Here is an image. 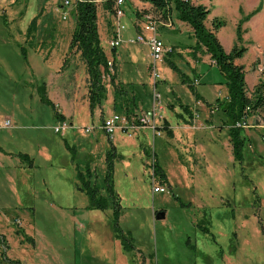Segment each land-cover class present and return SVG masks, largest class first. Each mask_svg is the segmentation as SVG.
Here are the masks:
<instances>
[{
    "label": "rangeland",
    "instance_id": "rangeland-1",
    "mask_svg": "<svg viewBox=\"0 0 264 264\" xmlns=\"http://www.w3.org/2000/svg\"><path fill=\"white\" fill-rule=\"evenodd\" d=\"M12 1L0 0V4H3L0 5V12L8 18H14L13 28L9 29L4 24L0 26V40L6 36L8 38V33H11L13 42L17 39L22 45L29 47V42H25V37L29 38L27 27L32 18L38 15L35 41L43 40L41 49L48 47L56 50L54 53L50 50L48 54L49 75L38 77L34 73L31 74L30 69L24 68L27 63L19 47L4 42L7 47L0 49V56L4 55L0 57V124L3 125L7 119L12 122L10 128L0 127V146L7 151L28 152L34 160V165L29 167L27 162L25 165L18 163V157L12 158L0 153V216L10 219L9 223L15 228L17 235L22 236L27 230L37 240V249L32 254L27 253L25 260H22L27 264H97L93 257L95 252L98 256L105 255L101 243H108L111 249L117 244L119 249L123 247L117 242L113 222L106 217L112 216L111 210H91L86 207L89 203L88 196L76 186L75 166L63 140L67 138L71 144L77 145L79 152L81 149L80 166L91 158L92 166L99 170L101 176L104 175L105 147H108L110 141L103 129L99 133L95 130L87 132L86 126L96 124L93 120L102 124L112 114L126 117L130 124L134 116L151 112L154 106L152 94L155 79L152 68L147 65L148 62L152 64L153 58L146 44L129 43L135 36L133 24L138 25L143 15L149 11V14L158 20L159 35L165 41L173 37L170 33L177 32L172 27L173 24H170V21L174 22L175 12L172 13V19L165 22L147 2L125 0L122 5L125 15L121 22L126 29L122 32L121 46L115 47L116 51L121 52V59L116 62L115 71L117 80L126 86V81L134 80L133 85L129 87L130 99L124 101L122 97L118 98L107 78L105 81L109 90V101L107 102V99L103 106L99 107L97 118L94 119L92 115L93 118L88 119L86 109L81 107L88 100V74L84 71L80 51L76 47L70 48L72 27L76 25L74 13L77 0H69L70 4H66L67 0H15L11 3ZM104 1L96 0L98 26L102 45L109 59L113 61L114 51L110 41L114 38L118 18L115 11L110 12L105 8ZM195 2L211 8L207 21L209 26L212 27L215 18H225L227 32L236 31L233 22L235 13L232 8L229 13L222 8L220 11L225 13V17L222 14L217 17V0ZM260 4L262 8L256 14L261 17V25L255 33V28L252 29V36L264 41V0H233L232 3L237 10L246 7L247 11L248 7H251L252 11ZM4 6H7L6 10L3 9ZM8 10L12 13L6 14ZM61 27L64 29L61 30ZM62 31L63 34L58 33ZM167 44L172 50L162 62H157L160 76L157 77L156 87L161 94L158 131L161 134L155 135L151 128L143 125L129 129L126 127L128 123L123 122L120 125L126 126L118 130L112 140L116 142L119 139L118 151L128 155L129 160L133 162V166L129 168L125 161L120 160L115 169V188L122 198L124 216L121 225L125 230H131V236L134 237L132 243L143 249V254L152 260L151 264H264L262 133L256 130L253 132L255 135H250V139L248 130H244L243 134L247 138L244 148L245 160L243 163L235 161L233 153L230 152L228 132L221 133L217 126L210 127L207 131L201 129L208 121L204 120L201 105H197L200 103L187 84L180 82L179 73L167 63V60L173 59L181 70L189 73L197 86L199 78L191 77L192 50L195 51L199 62L205 58L206 51L191 46L194 39L189 34L184 35L180 42L185 54L178 52L179 45ZM132 51L136 52L138 58L135 62L128 58ZM251 53L245 57V64L252 60ZM252 63L254 69H260L262 72L264 58L254 59ZM198 69L204 77L198 90L211 100L213 87L207 85L208 80L224 77L217 68L211 67L210 63L201 62ZM43 82L47 85L49 98L59 112L66 116L67 122H73L63 135L54 130L58 121L52 108L40 101L38 87ZM171 85L172 90L169 91ZM134 94L133 101L131 96ZM59 97L65 102L62 103ZM182 103L193 107L191 109L194 117L190 118V115L185 113L184 118H179L169 113L176 129L172 138L165 128L164 112L171 107L181 110ZM75 105L79 107H76L71 119L68 112ZM185 118L191 120L192 124ZM218 118L217 115L216 119ZM190 125L197 129L195 135L188 131L191 129ZM145 131L147 134L144 136ZM95 135L98 137L95 138ZM120 135H123L122 139ZM213 138L217 143L212 141ZM140 144L155 153L166 170L172 183H165L156 175V183L163 182L167 188L165 192L152 190L153 157L146 154L143 158V155L136 153L142 152V145L138 147ZM133 151L135 152L132 153ZM14 161L16 163L11 165ZM174 194L179 195L180 199ZM156 211L158 212L155 213ZM162 215L164 217H161ZM99 216L103 218H95ZM73 217L77 220H72ZM79 221L97 228L95 238L89 239L88 233L85 236L74 235V224L77 226ZM199 223L208 226L210 231L202 230ZM9 238L12 243L15 237L10 235ZM50 245L56 246L58 252L55 253ZM239 245L241 251L235 252L234 249H238ZM44 246L47 259L42 262L41 258L45 255L41 258L40 256ZM10 251L9 254L17 255L18 249L11 248ZM126 254L130 258L135 257L133 252ZM136 255L135 258H138V254ZM130 262L138 264V259H130Z\"/></svg>",
    "mask_w": 264,
    "mask_h": 264
},
{
    "label": "trees",
    "instance_id": "trees-1",
    "mask_svg": "<svg viewBox=\"0 0 264 264\" xmlns=\"http://www.w3.org/2000/svg\"><path fill=\"white\" fill-rule=\"evenodd\" d=\"M116 0H105V8L113 12ZM151 4V7L158 12L159 18L163 21H170L172 13L176 12V17L180 21L189 24L196 38V45L194 47L204 48L210 55L211 59L215 62L219 71L225 78V85L227 93L223 98H217L214 103H208L212 111H218L224 117L223 126H226L229 131L230 140L233 146V154L236 161L242 163L244 161V148L247 142L246 136L243 132L245 128L237 126L236 123L243 121L245 116L250 113H256L264 108V69L261 72L259 82L255 85L252 94H248L246 86V69L244 65L236 63V59L241 58L248 51V47L243 45V24L250 20L252 16L258 13L262 4L256 7L248 14H243L237 26V39L235 46L230 52H227L218 37V30L226 24L225 19L215 18L212 27L207 25V20L211 9L202 3H196L195 0H142ZM98 6L96 0H77L75 6L76 25L72 34L70 48L76 47L82 56L88 74V99L91 112L95 108L103 106L104 102L108 99V88L105 79L109 78V83L114 87L116 95L123 98L124 101L128 100L126 96L127 90L120 82H117L116 74V48L114 51V60L112 68L109 64V57L105 51L99 32L98 26ZM150 12L147 11L146 14ZM154 18V17H153ZM37 16L32 19L27 30L30 38L36 32ZM156 19V18H154ZM157 20V19H156ZM14 43L19 47L23 59L28 61V52L24 45L14 40ZM168 65L178 72L182 78L183 84H187L192 91L197 101L202 100V95L198 92L190 76L186 75L181 68L173 61L167 60ZM39 97L41 102L49 105L54 109V117L57 121H65V116L59 112L54 102L47 94V85L45 82L38 87ZM250 111H246L247 108ZM129 111V107H127ZM183 111L193 118L192 109L188 105H182ZM133 112V111H132ZM184 116V115H183ZM189 124H192L191 120ZM165 128L169 135H173V130L167 120L164 121ZM110 147L106 153V171L102 179L95 173L96 168L92 166V160L87 159L84 166L77 165V188L86 193L89 203L86 206L91 210H111L113 228L116 235L119 236L126 247L132 245L131 235L128 236L123 232L120 226V216H122V204L119 193L115 188V164L123 158V155L117 151L116 145L110 140ZM65 145L70 151L72 160L75 162L77 159V147L70 145L65 140ZM145 153L148 157H153L154 174L168 183L167 174L163 166L158 161L156 154L150 152L145 148ZM22 160L26 161L29 167L34 165L33 158L28 153H19ZM161 181V182H162ZM162 182V183H163ZM174 196L180 199V196ZM183 205H187L182 202ZM157 213V211L155 212ZM202 230L209 231V228L199 223ZM199 226V227H200ZM8 261L15 264H23L19 260L7 258Z\"/></svg>",
    "mask_w": 264,
    "mask_h": 264
},
{
    "label": "crops",
    "instance_id": "crops-1",
    "mask_svg": "<svg viewBox=\"0 0 264 264\" xmlns=\"http://www.w3.org/2000/svg\"><path fill=\"white\" fill-rule=\"evenodd\" d=\"M14 2H15V0H13L11 3H14ZM232 3H233V0H217V5L219 4V9H218V14H217L218 16L217 17L221 16V14L225 17V15H224L225 13L223 11H220L222 8H225L226 10H228V13L230 12L229 10H231V8H232L234 10V13H235V16L233 18V22L235 24L236 31L235 32L234 31L227 32V30H226V24H225L217 32L218 37L221 40V42H222V44H223V46H224V48H225V50L227 52H230L233 49V47L235 46L236 39H237V26H238V23H239L241 17L243 16V13L244 14L245 13L247 14V13H249L251 11V7H248V11H247L246 7L243 10H240V9L237 10L236 8H234L235 6L232 5ZM147 4L151 6V4H149V3H147ZM0 5H3V4L1 3ZM8 5H10V4L8 3ZM7 6H4L3 9L6 10L7 9ZM11 13H12V11H10V10H8L6 12V14H11ZM210 14H209V16H210ZM174 15H175L174 22L173 21L172 22L170 21V24H173L172 27L177 32L170 33L169 35H172L173 37H170L169 39H166L165 40V43L166 44L169 43L172 46L179 45L180 48H177L178 52L184 53V50H182V47L183 46L180 45V42H182V37L184 35H186V34H189L190 36H192L193 39H194V44H192L191 46H195L196 45V38L194 36V31H193L192 27L189 24H187L186 22H183V21H180L179 19H177L176 12H175ZM36 16L38 18V15H36ZM36 16H34V17H36ZM1 19H2L3 22L1 21ZM13 19L14 18H8V16H6L5 14H3V12H0V26L2 24H4L9 29L10 28H13V24H12L13 23ZM225 20H226V23H227V19H225ZM165 22H169V21H165ZM29 25H30V23H29ZM29 25H28V27H29ZM207 25H208V22H207ZM260 25H261V17L260 16L258 17V14H255L250 20L246 21L243 24V30H244L243 31V44L248 47V51L246 52V54L243 57L236 59V63L237 64H240V65H244L245 66V69H246V76H245L246 86H247L248 94H250V95L252 94V91H253L255 85L259 82V79L261 77V70L260 69H257V68L254 69L253 66H252L253 65L252 61L254 59H259V58L263 59L264 58V41H260L257 38H255V37L252 36V34H253L252 29L255 28V30H254V33H255L256 29ZM28 27H27V30H28ZM37 27H38V19H37L36 31H37ZM209 27H211V26H209ZM74 28H75V25H73V27H72V30L73 31H74ZM133 28L135 30L134 31L135 32V36L132 39L136 38V36L139 33H141L142 30H143V28H141V26L140 25H137V24H133ZM60 29L62 30L64 28L61 27ZM125 29H126V26H125V28L123 30H125ZM123 30H122V32H123ZM58 31H59V29H58ZM114 32H115V29H114ZM122 32H121V38H122ZM58 33L59 34H63V31L62 32H58ZM10 35H12V34L11 33H8V38L6 36L5 39L0 40V45L2 43H4V42L7 43V44L9 43L11 45H16L13 42L12 36H10ZM35 36H37V34L34 32V36H32V38H30V37L28 38V36H27V39H26V37H25V42L28 41L29 42L28 44H30V46L29 47H26L25 46L26 49H27V52H28V61L26 62L24 60L27 63L26 66L24 65V68L30 69L31 74L34 73L38 77H42L45 74H47V76H48L49 75L48 74V71L50 69L48 54H49L50 50H51L52 53H54V50H56V49L48 48V47L46 49L45 48L44 49H41V47L43 45V40L41 39V42H39V40H36L35 41V39H34ZM132 39L129 41V43H132V44L140 43V42H133ZM16 41H19V40L16 39ZM170 42H173V43H170ZM5 43H4V45L0 46V49L1 48L3 49V48H6L7 47V46H5L6 45ZM144 44H146V46H148L149 49H150V51H151V48L148 45V43H144ZM119 46H121V44ZM202 49H204V48H202ZM185 50L188 51V52H191L188 49H185ZM194 52L195 51L192 50L193 59L195 58L196 61H195V59L194 60L193 59L192 60L190 59L191 60V69H192L191 70V73H192V76L191 77L193 78V76H194V77H196V79L199 78V80H200V81H198L199 84L196 86L197 87V90H198V87L203 83V80H204V77L200 75V72H199V69H198L199 68V64L201 62H205V63H210V66L213 67V68H217L218 69V67L216 66L215 62L211 59L210 55L207 52H206L207 54H206L205 58L201 62L198 61V59L196 57V54ZM248 53H251V55H253V58H252V60L250 62H248V63L245 64L244 63V60H245V57H247V54ZM3 54L4 53L2 52V55ZM0 57H4V55L3 56H0ZM128 58H130V60L131 61H134V62L138 59L135 51H132L130 53V55H129ZM115 59H116V62L117 61L119 62V59H121V52H120V50L119 51L118 50L116 51ZM57 64L58 63L55 64L56 67H57ZM83 65H84V71L87 72L86 66H85L84 62H83ZM56 67H55V69H56ZM147 67L148 68L150 67V63L149 62H148ZM9 70H11V69H7V71H9ZM182 71L186 75L190 76L187 71H185V70H182ZM179 77H180V82L183 83L180 74H179ZM117 78H118V76H117ZM117 82H119V81L117 80ZM126 82H128V83H126V84H128V86L124 85L120 81V83L123 85V87L126 90H128L127 93H126V96L129 98L130 95L128 93L131 92L129 90V87L133 85L132 83L134 82V80H129V81H126ZM224 82H225V78H222V77L221 78L218 77V79L217 78H215V79H209L208 80V83L209 84H207V85H211L213 87V94H212L213 97L211 98V100H209V99H207V97L204 94H202L198 90V92L202 95L203 99L202 100H199L198 103H200V104H197V105L198 106L201 105L200 106V109L202 111H204V115H205L204 120H207L208 121V122H206L207 124H205L206 126H204L203 128L201 126V129H203L204 131H207L210 127H216L217 126V127H219V130L221 131V133H224V132L227 133L228 132V143L230 144V152L233 153V146H232V143H231V140H230L228 128L226 126H223L222 125L223 124V121H224L223 115L221 113H219L218 111H212L211 108H210V106L208 105V103H214L217 98H219V97L220 98H223L226 95L227 88H226V85H225ZM153 87H154V85H153ZM171 87H172V85L168 88L169 91L172 90ZM134 89L135 88H133V90ZM114 92H115V89H114ZM108 93H109V90H108ZM218 93H219V95H216ZM115 94H116V92H115ZM116 96L119 98L118 95H116ZM134 96H135V94L131 96L133 101H134ZM177 97H179V96H177ZM58 99L62 103L65 102V101H63L64 99L62 100L60 97ZM108 101H109V99L107 100V102ZM132 104L134 105V102ZM183 104L184 103L180 104L181 110H179V108H173V107L170 106L171 109L170 110L167 109L164 112V114H165L164 117L166 118L165 120L168 121V123L170 124V128L173 130V135L172 136L168 134L172 138H174V135L176 133V129H175V126H174V124L172 122V117H171V115L169 113H171L174 117L176 115L179 118H184L185 116H183V115L185 114V112L183 111V108H182V105ZM184 105H188L191 108H193L190 104H184ZM76 107H79V106L78 105L73 106L72 107V110L68 112L69 115H70L69 117L71 119L74 117V111H75ZM81 107L82 108L84 107L86 109L85 111L87 112V118L88 119L89 118L90 119L93 118V116H94V119H95V118H97L96 117L97 110L101 106L96 107L95 110H94V112L92 113L91 112V109H90V105H89V99H88L87 102H85V104L83 106H81ZM138 107H140V106H138ZM52 110H53V115H54V109L52 108ZM220 114H221V116H220ZM217 115L219 117L218 118L219 121L216 119V116ZM262 119H264V108L262 110L256 112V113H252L250 115V118H249L250 122H252V123L260 122V120H262ZM93 121L96 122V124H93L92 125V126H94V129H92L90 132H92V131L95 130L96 133H99V131L103 129L101 127L102 124H98L99 123L98 120L97 121L96 120H93ZM69 123L71 125H73V122L71 120H70ZM190 128L191 129H188V131L192 132V134L195 135L197 129L196 128H193V125H190ZM245 130H248V137L250 139H251L250 135L251 134L255 135L253 132H256V130L259 131L260 133H263V129L260 128V127H258V126L251 127L249 129H245ZM251 130H253V131H251ZM204 131H203V133H204V137H205V132ZM146 134H147V132L145 131L144 136ZM105 135H106V133H105ZM120 136H121L120 139H122V136L123 135H120ZM92 137H94V135H92ZM97 137H98V135H95V138H97ZM124 139H126V138H124ZM65 140H67V138H64V140H63V144H64L65 148L67 149V147L65 145ZM133 141H134V143L136 145V141L135 140H133ZM212 141L215 142V143H217V140L215 138H213ZM119 142H120L119 139H117V141L116 142H113V143L117 147V146L120 145ZM69 144L70 145H75L77 147L76 144H71L70 142H69ZM135 145H134V147H135ZM141 145H142V152L136 151L135 148H134V150L136 151V153L143 155V158H144V156H146L145 146H143V144H140V145H138V147L139 146L141 147ZM109 147H110V142H109L108 147L107 146L105 147V171H106V153H107V150L109 149ZM216 147L219 148L218 146H216ZM212 150H214V149H212ZM77 151H78V154H77V159H76L75 162L72 160V156H71V161L74 163V166H75L76 178H77V165L80 163L79 157L81 155V149H80V152H79V150L77 148ZM117 151H118V148H117ZM135 151H133L132 153H134ZM20 152H22V153H28V152H23V151H19V152L7 151L3 147L0 146V153L7 154L9 157H12V158L13 157H18L19 158V161H20L18 163H23L24 164L26 161L22 160V158L19 156V153ZM119 153L123 155V158L120 159V160H122V162L125 161L126 165L129 168L132 167L133 166V162L131 160H129L128 155H126L125 153H121V152H119ZM125 156H126V158H125ZM234 160H235V158H234ZM244 160H245V157H244ZM14 163H16V162L15 161L12 162L11 165L14 164ZM117 163H120V162L117 161L116 164ZM116 164H115V169H116ZM165 172H166V170H165ZM95 173L99 176V179H102V177L104 176V175L103 176L100 175L99 170H97V168H96ZM104 174H105V172H104ZM166 174H167V172H166ZM114 178H115V175H114ZM167 178H168V184L172 183V182L169 181V176L168 175H167ZM77 182H78V178H77ZM77 182H76V185H77ZM157 184H162V183H159L158 182ZM152 190H153V186H152ZM159 192H161V191H159ZM120 198H121V196H120ZM121 200H122V198H121ZM101 217L103 218V216H99V217H95V218H99L100 219ZM106 217L110 218L111 221H112V216H106ZM123 218H124V216H120V226L123 229V232L127 236H128V234L132 235L131 234L132 233L131 230H125L122 227L121 223L123 221ZM74 219L77 220V218L73 217L72 220H74ZM9 222H10V219L7 216H0V264H15V263H12V262L8 261L7 258L13 259V260H19L23 264H27V263L23 262L22 260H25L24 258H25V256H26L27 253H31L32 254V252H34V250L37 249L38 242L34 238V236H32V233L30 235L27 232V230H26V228L24 226H23V228H25L26 232L24 231V234L22 236H19V234L17 235L15 233L16 230H14L15 228H13L10 225ZM206 227L209 228L208 226H206ZM96 230H97V228L94 227L92 224L91 225L90 224L88 225L87 223H85L83 221L82 222L79 221V223H78L77 226H75V224H74V228H73L74 235L75 234H80L82 236H85L88 233L87 236H88L89 239L95 238V236H96ZM209 231H207V232H209ZM114 232H115V230H114ZM97 234H99V232ZM10 235L15 237L12 243L10 242L11 241L10 238H9ZM115 235H116V232H115ZM116 237H117V242L121 243V245H122L123 248L122 249L121 248L119 249L118 244H117L116 247H114V248L111 249V247H110V245L108 243H107V245H103L101 243L102 247L105 250V255L104 256L103 255H99L98 256L97 253L95 252V254H94L93 257H94V259L96 261H94V262H96L97 264H132V262H130V259H132V261H134L135 259H138V264H151L152 263V260L150 258L148 259L143 254L144 252H143V249H141V247H138V246H136L133 243H132V245L130 247H126L123 244L122 239L119 236H117V235H116ZM133 239H134V237H131V242H133ZM80 243H81V241H80ZM50 246L53 249V251H55V253L58 252V250H56V246H52V245H50ZM11 248L12 249L13 248L14 249H18V251L16 252L17 255H11V254H9V252H11L10 251ZM44 249H45V246L41 250V256H40V258L45 255V252H44L45 250ZM234 250H235V252L241 251L240 245H239V248L238 249L236 248ZM118 251H119V253H117ZM126 252H133V253H135V257L137 256L136 254H138V258H135V257H131L130 258V257H128V255L126 254ZM141 254H143V255H141ZM223 256H224V259H225V255H223ZM46 257H47V255H45V257L41 258V261L42 262L43 261H46V259H47ZM57 260H59V259H57ZM29 264H34V263L31 262ZM57 264H61V263L58 262ZM230 264H232V262Z\"/></svg>",
    "mask_w": 264,
    "mask_h": 264
},
{
    "label": "built area",
    "instance_id": "built-area-1",
    "mask_svg": "<svg viewBox=\"0 0 264 264\" xmlns=\"http://www.w3.org/2000/svg\"><path fill=\"white\" fill-rule=\"evenodd\" d=\"M125 0H116L115 1V15L118 18L117 26L115 29V35L113 40L110 41V45L113 48L118 47L121 44V32L125 28V25L122 24L121 19L125 15V12L122 8V5L124 4ZM66 4H70V1L67 0ZM138 25L143 28L142 32L139 33L136 38L132 39L133 42H140V43H148V45L151 48V56L153 58V62L150 65V67L153 70V76L155 79L154 82V89H153V100H154V106L150 113H141L137 116H134L132 120L127 122V118L120 115V114H112L108 118H106L101 127L105 131L108 139L113 140L115 137V134L118 130H120L122 127H125V124H121L123 122L128 123L129 129L135 128L138 125H143L151 128L155 135H160V131H158L159 123H158V108H161V94L158 92L156 83H157V77L160 76L157 62H162L164 58L167 56V54L172 50V47L167 45L165 41L160 37L159 35V22L158 20L154 19L150 14L143 15V19L138 23ZM113 61L109 60V64L112 68ZM246 111H250V108L248 107ZM250 113L245 116L243 121H239L236 123L237 126L243 127L245 129H249L251 127H260L263 129V133L261 135L262 140H264V119L260 120V122L252 123L249 120ZM0 127L4 128H10L12 127V122L10 119L5 120V122L0 124ZM71 127V124L65 121H58L55 126L54 130L58 134H65L67 130ZM92 129H94V126H86V131L90 132ZM154 171V169H153ZM153 191L154 192H164L166 191V186L164 184H157L156 175L153 172Z\"/></svg>",
    "mask_w": 264,
    "mask_h": 264
},
{
    "label": "water",
    "instance_id": "water-1",
    "mask_svg": "<svg viewBox=\"0 0 264 264\" xmlns=\"http://www.w3.org/2000/svg\"><path fill=\"white\" fill-rule=\"evenodd\" d=\"M161 217H164V216L162 215ZM158 218H160V217L158 216Z\"/></svg>",
    "mask_w": 264,
    "mask_h": 264
}]
</instances>
